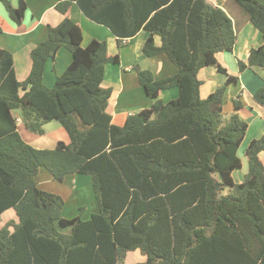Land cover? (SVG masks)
I'll return each instance as SVG.
<instances>
[{"label": "trees", "instance_id": "16d2710c", "mask_svg": "<svg viewBox=\"0 0 264 264\" xmlns=\"http://www.w3.org/2000/svg\"><path fill=\"white\" fill-rule=\"evenodd\" d=\"M73 1L119 45L145 30L142 53L165 54L177 68L156 80L132 67L152 105L122 126L112 124L111 92L102 87L105 66L119 56L105 41L82 46V29L68 16ZM231 1L263 40L238 71L264 69V0ZM0 3L11 21L22 22V0L18 7ZM55 9L64 19L31 50L26 80L16 79L12 54L0 49V216L13 209L17 218L0 228V264H124L134 251L143 257L136 264H264V134L245 150L243 181L232 176L242 165L238 149L248 124L223 112L226 91L238 80L216 58L236 43L228 14L209 0H58ZM105 12L122 21L104 19ZM61 48L72 61L49 88L45 65ZM208 67L226 79L202 99L198 72ZM172 88L178 97L163 103L159 93ZM253 99L264 108V83ZM18 119L37 136L55 121L69 141L36 149L21 138ZM40 169L57 182L90 176L98 211L64 219L62 197L37 185Z\"/></svg>", "mask_w": 264, "mask_h": 264}, {"label": "crops", "instance_id": "0c3cea01", "mask_svg": "<svg viewBox=\"0 0 264 264\" xmlns=\"http://www.w3.org/2000/svg\"><path fill=\"white\" fill-rule=\"evenodd\" d=\"M10 1L14 7L19 6L20 0ZM22 1L25 3L26 9L20 24L11 21L6 11L0 8V26L2 27V33H0V49L7 50L12 54L14 72L19 82L26 80L30 73L31 50L38 43L46 39L49 27L57 26L64 19V15L55 9L58 0ZM209 1L222 8L228 14L233 22L234 31L238 38L231 53H218L216 58L229 75L238 78L237 84L229 87L226 91L223 112L225 115L237 112L247 122L248 128L242 141V145H245L246 150L252 140L258 139L264 134V108L253 99L254 93L263 86L264 69L254 67L240 73L237 63L239 61L246 63L250 49L262 45L263 40L261 34L248 22L247 18L239 14L229 4L228 0ZM105 13L108 17H104V19L107 18L108 21H122L117 16H114V14ZM68 16L74 22L78 23L82 29L83 47L92 39L105 41L108 53L119 56L118 64H107L105 66L104 80L102 83V87L109 89L111 92L106 111L111 116L112 124L122 126L129 117L136 115L142 110L149 109L152 105V100L145 95L142 87L138 85L135 73L131 70L132 67L138 65L143 70H149L156 80L177 73V68L168 59L167 55L160 54L149 58L142 53L143 44L148 38L149 33L141 29L134 36L123 38L121 45H119L117 42L118 37L113 35L108 28L88 19L78 7L76 1H73ZM238 32L239 36L237 35ZM154 43L155 46H160V38L158 36L154 37ZM71 61V53L65 48L59 49L54 62L49 60L45 65L43 74L44 84L51 88L54 85L56 76L63 73ZM52 67L55 69L54 72L52 71ZM209 68L211 67L203 68L198 72V79L202 83L200 87V97L202 99L215 91L226 79V76L220 73L223 75V80L215 82L218 75L215 72H218L213 68H211L213 70H209ZM248 70L253 71L254 76L249 74ZM177 97L178 89L172 88L161 91L158 98L163 103H167ZM234 102L239 103L240 107L238 109L234 108ZM21 128L23 129L20 130ZM26 131L23 123L18 119V132L21 138L36 149H53L57 142L67 144L69 141L68 135L62 127L57 128L52 133H47L44 129L43 136H37ZM263 156L264 153L260 155V157ZM243 179L244 177L239 179V181L234 180V182L240 183ZM36 182L38 187L43 191L62 197L64 201L62 217L64 219H72L63 216L67 205L70 206L71 202V209H74V213L78 210L79 212L83 210L80 214L83 219H89L93 213L98 211V205L92 188V179L88 175H67L62 182H57L52 179L49 173L45 172V169H40ZM9 211L14 212L13 209H9L2 213L0 219ZM2 225L0 223V228ZM140 259L142 261L143 257L141 256Z\"/></svg>", "mask_w": 264, "mask_h": 264}, {"label": "rangeland", "instance_id": "374dc122", "mask_svg": "<svg viewBox=\"0 0 264 264\" xmlns=\"http://www.w3.org/2000/svg\"><path fill=\"white\" fill-rule=\"evenodd\" d=\"M8 1L12 5L11 1L10 0H8ZM228 2H229V4H231L235 8V10H237V12L239 14H241L242 16L247 18V16L244 13V11L235 2H233L231 0H228ZM0 8L2 10H4V7H3V5L1 3H0ZM237 35L239 36V32H238ZM237 40H238V38H237ZM209 70H213V69L209 68ZM248 73L252 74L254 76L253 71H251V70L249 71L248 70ZM215 74L216 75L218 74L217 75V79L215 78L216 79L215 82H217L218 80L219 81L223 80V75H221L220 73H216V72H215ZM218 78H220V79H218ZM226 98H225V100H226ZM57 128H61V126H60L59 123H57L55 121L47 123L46 126H44V129L47 131V133H52V132L56 131ZM22 129L23 128H21L20 130H22ZM244 153H245V145L241 144V146L238 149V156L241 159L242 165H241V168L239 170H236L233 173V178H234L235 181H239V179H242L248 173V161H247ZM45 172H47V171L45 170ZM225 191H228V189L226 188ZM71 204H72V202H71ZM71 204H70V206L67 205V207H66V209H65V211L63 213V216L68 217V218H73L75 216L77 217V215L80 216L81 212H79V210H78L76 213H74V209H71ZM0 220H1L0 223H2L3 225H5L7 222H9L11 220H16L17 221L16 216H15L13 211H9L8 213L4 214L1 217ZM60 228H62V227H60ZM139 256H140V253L138 251H134V252L128 253L127 257H126V259L124 261V264H136L137 262H140L141 261V259H140L141 256L140 257Z\"/></svg>", "mask_w": 264, "mask_h": 264}, {"label": "water", "instance_id": "95a60500", "mask_svg": "<svg viewBox=\"0 0 264 264\" xmlns=\"http://www.w3.org/2000/svg\"><path fill=\"white\" fill-rule=\"evenodd\" d=\"M220 188L219 184H216V190H218Z\"/></svg>", "mask_w": 264, "mask_h": 264}]
</instances>
